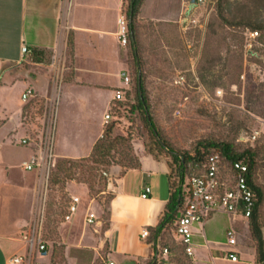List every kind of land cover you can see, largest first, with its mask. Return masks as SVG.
Here are the masks:
<instances>
[{"label": "rangeland", "instance_id": "1", "mask_svg": "<svg viewBox=\"0 0 264 264\" xmlns=\"http://www.w3.org/2000/svg\"><path fill=\"white\" fill-rule=\"evenodd\" d=\"M127 1L123 0L125 8ZM179 1L176 2L178 6ZM151 2L149 7L158 6L155 0ZM188 3L189 0L184 17L173 22L138 18L136 41L149 102L147 116L135 108V83L141 74L138 62L131 47H122L117 41L120 67L130 74L133 82L129 91L122 80L114 79V85H121L118 90L125 92L126 102L119 105L113 103L110 110L109 125H115L111 135L115 148L109 159L110 166L90 163L82 167L78 164L72 175L65 177L57 171V165L64 159L56 157L60 149L55 150L54 145L55 166L49 174L38 173L35 178L33 175L30 185H41L42 193L32 202L22 229L24 234L30 226L42 228L49 255L41 261L52 264H107L108 247L104 233L113 195L109 186L115 178L110 182L104 173L113 169L125 171L135 157L140 159L143 154L159 156L171 164V153L160 147V144L164 145L163 139L171 149L180 153L193 151L199 142L205 140L230 143L238 152L258 149L261 156L257 182L264 191V0H211L204 6L193 8ZM125 8L122 7L121 14H126ZM220 10L223 16L219 15ZM221 17H226L230 23ZM255 23L263 28L253 30L251 25ZM70 39L69 61L65 70H62L61 57H55L50 52L35 54L27 60L30 64L24 63L25 66L32 69L31 61L40 63L32 71L49 75L52 87L55 83L59 85V82L53 81L56 79L54 71L60 72L54 66H62V80L67 82L75 74L71 70L75 64L72 60L73 37ZM16 92L12 94L11 110L18 109L16 101L20 95L19 91ZM53 103L52 100L36 97L25 104L23 135L30 139L29 147L34 153L39 152L43 145L45 152V145L55 132ZM148 116L152 118L160 137L152 134L146 122ZM95 121L96 118L92 125ZM64 122L58 123V130ZM68 130L72 132L69 127L66 132ZM13 141V145H18L17 140ZM88 144V141L82 142L69 152L85 155ZM13 147L12 162L22 166L30 156L27 152L29 148L24 151L23 147ZM225 173L228 181V169ZM74 205L78 208V217L76 222L68 223L65 217ZM92 205L97 207L102 221L98 227L83 222L86 211ZM259 216L264 229V204ZM242 221L243 226L232 222L228 215L218 213L206 221L205 234L207 240L225 242L230 227H243L238 241L243 254V257L239 255L242 258L239 264H248L249 221ZM170 240L174 245L172 235ZM205 254L203 250L198 252V256ZM34 257L38 260V253ZM178 258L179 262L185 263L182 255L179 254Z\"/></svg>", "mask_w": 264, "mask_h": 264}, {"label": "crops", "instance_id": "2", "mask_svg": "<svg viewBox=\"0 0 264 264\" xmlns=\"http://www.w3.org/2000/svg\"><path fill=\"white\" fill-rule=\"evenodd\" d=\"M155 2L158 6L153 8L149 7L151 0H146L140 17L173 22L184 17L187 9V0H180L179 6L177 0ZM123 4V0H0V264H9L14 256L27 255L23 222L29 216L32 202L42 193L41 185H30L33 175L35 178L42 172H28L23 167L25 162L40 154L33 152L29 147L31 144H21L23 139H29L23 135L25 104L36 97L54 102L56 127L53 138L55 150L60 149L56 157L80 160L91 155L95 144L103 136L105 116L110 114L115 103V92L121 88V85H114V79L122 80L121 74L126 72L120 67L119 51L116 50L117 41L120 45L118 20ZM72 37V60L75 64L72 69H68L74 70L75 74L67 82L62 80V66H54L60 72L54 71L56 79L53 81L59 82V85L55 83L53 87L49 75L33 72L40 63L31 61L32 69L25 66L24 63L30 64L27 60H31L35 54L50 52L55 57H61L62 70H65ZM24 46L32 52L24 54ZM28 89L34 91L35 97L24 103L22 96ZM16 91L20 95L16 101L18 109L11 110L12 94ZM94 118L96 121L92 125ZM63 120L64 126L58 130V123L63 124ZM68 127L72 132H66ZM74 128L77 129L73 131ZM14 139L18 145H13ZM86 141L89 144L85 155L70 154V149ZM13 146L23 147L24 151L29 148L27 152L30 156L22 166L12 162ZM140 163L139 169L111 171L115 179L109 186L113 195L109 202L104 241L108 247L109 261L115 264L154 263L152 249L155 244L171 246L169 233L177 241L173 225L157 238L150 232L151 239H141L144 229L152 231L159 225L171 198V185L166 161L143 154ZM146 187L151 188V194L144 200L141 196ZM89 212L100 218L97 207L92 205L86 211L84 224ZM228 216L232 222L243 226L244 219ZM77 217L76 211L68 223L76 222ZM205 224L196 225L194 229L195 257L192 264H239L226 257V252L231 250L228 237L225 242L207 240ZM242 228L230 227L228 231L234 230L239 241ZM239 247L233 250L243 257ZM200 250L206 251L207 255L198 256ZM41 259L44 258L39 257L37 261ZM172 261L179 263V258H173ZM247 263L256 264L255 243L251 235L247 245Z\"/></svg>", "mask_w": 264, "mask_h": 264}, {"label": "built area", "instance_id": "3", "mask_svg": "<svg viewBox=\"0 0 264 264\" xmlns=\"http://www.w3.org/2000/svg\"><path fill=\"white\" fill-rule=\"evenodd\" d=\"M190 3L189 5L191 4ZM211 0H195L194 6L200 7L209 3ZM191 6V5H190ZM119 32L118 39L122 47H128L130 43L129 21L125 14H121L118 20ZM24 54H30L32 51L24 46ZM124 85L131 91L132 79L130 74L123 72L121 74ZM35 97L34 91L28 89L22 96L24 103ZM114 101L116 103L126 101V94L122 90L115 92ZM111 115L105 116V125L110 123ZM22 145H30V139H23ZM40 148L39 155H35L31 161L24 163V169L28 172L40 171L49 174L55 166L54 138ZM229 171V179L226 180L225 170ZM198 175H193L186 184V189L190 194L188 203L182 208L179 218L173 225V234L177 242L183 247L185 254L193 259L195 257L194 229L196 225H204L213 215L225 213L234 218L249 220L256 210V195L249 180V167L243 161L233 162L231 167L223 162L219 154L211 155L207 158ZM110 182H112V173H104ZM230 181V182H229ZM151 194V188L146 187L141 198L146 200ZM77 211L74 205L70 209V214L65 217L69 221ZM86 225L98 227L102 224L100 218L93 212H89L85 219ZM42 228L38 225L29 227L24 232L23 240L27 246L28 253L25 256H14L9 264H52L37 261L34 257L38 253L40 258H46L49 255L47 242L44 240ZM228 235V245L231 250L227 251L226 257L233 263H240L238 253L233 249L239 245L236 233L230 230ZM150 231L144 229L141 233V239L148 241ZM156 253L154 254L155 264H175L172 261V254L169 247L162 244H155ZM107 264H115L108 262Z\"/></svg>", "mask_w": 264, "mask_h": 264}, {"label": "trees", "instance_id": "4", "mask_svg": "<svg viewBox=\"0 0 264 264\" xmlns=\"http://www.w3.org/2000/svg\"><path fill=\"white\" fill-rule=\"evenodd\" d=\"M146 0H128L123 7L126 10V17L129 21V33H130V43L131 51L134 57L137 60V68L141 72L142 78V88L139 89L138 78L136 80V88L135 90V101H137V105L135 108L141 110L143 113H149V102L146 96L145 82L142 77V65L139 60V50L138 43L136 41V35L138 31V18L140 17L141 9L145 4ZM219 15L223 16L222 10L219 11ZM223 21L230 23L226 19V17H221ZM253 30H260L262 25L259 23H255L251 25ZM138 71V72H139ZM133 82V81H132ZM133 90V91H134ZM134 95V92H133ZM137 99V100H136ZM119 102L116 105L125 103ZM146 122L151 127V132L154 136H156V125L154 124L152 118L149 116L146 118ZM110 123L107 124V127L104 129L103 136L97 141L95 144L91 155L85 159L80 160H70L64 159L57 166V171L62 173L65 177H70L75 168H78V164H82L80 166L84 167V164H95V165H107L110 166L109 159L112 157V153L114 152L115 144L111 139V135L115 129V125ZM160 137L159 131L157 132ZM164 145L160 144L162 149H166L171 153L172 162L167 163L170 175L169 181L171 185V198L167 205V209L159 223V225L150 232H153L154 237L157 238L162 234L163 231L169 229L170 226L174 225L177 219L180 216L182 208L188 203V198L190 194L186 189L187 181L193 176L198 175L201 171L200 169L203 167L207 158L211 155L219 154L223 160V162L227 165V167H231L233 162L243 161L249 167V180L250 184L256 195V210L253 216L248 220L249 221V232L251 235V239L255 243L256 249V264H264V235H263V227L260 223L259 211L262 205L264 204V191L262 187L259 186L257 182V170H258V160L261 156V151L258 149H247L243 152L236 151L234 145L230 143H221L215 140H205L198 143V145L191 152H177L174 149H171L168 143L162 140ZM156 160H161L159 156H152ZM141 167L140 159L137 157L134 158L133 164L129 165V169H139ZM197 172V173H196ZM57 176V175H56ZM58 182V178L55 180ZM171 236L172 234L169 233ZM152 235L150 236L151 239ZM173 237V236H172ZM175 245H171L170 251L173 258H178V255H182L185 263L176 262V264H192V259L188 257L183 247L177 242L174 241ZM164 245V244H163ZM166 246V245H164ZM153 254L156 253L155 247H153ZM155 264V263H151Z\"/></svg>", "mask_w": 264, "mask_h": 264}, {"label": "water", "instance_id": "5", "mask_svg": "<svg viewBox=\"0 0 264 264\" xmlns=\"http://www.w3.org/2000/svg\"><path fill=\"white\" fill-rule=\"evenodd\" d=\"M194 4H195V0H192L191 1L192 8H193ZM138 85H139V89L141 90V88H142V78H141V75H139V77H138ZM149 119H150V116H149ZM155 132H156V135L158 137L159 135L157 134V131L156 130H155Z\"/></svg>", "mask_w": 264, "mask_h": 264}]
</instances>
